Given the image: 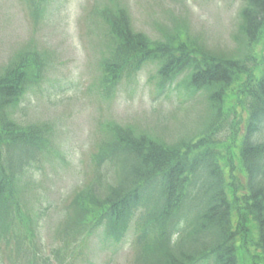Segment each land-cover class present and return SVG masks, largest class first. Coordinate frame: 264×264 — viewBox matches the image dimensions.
I'll use <instances>...</instances> for the list:
<instances>
[{
	"label": "trees",
	"instance_id": "obj_1",
	"mask_svg": "<svg viewBox=\"0 0 264 264\" xmlns=\"http://www.w3.org/2000/svg\"><path fill=\"white\" fill-rule=\"evenodd\" d=\"M25 1L41 17L45 0ZM111 9L101 14L114 45L99 61L105 97L120 78L152 63L159 89L185 74L189 91H206L211 120L191 140L170 145L107 125L91 157V179L66 203L59 243L47 253L36 241L48 209L41 219L35 213V222L19 199L48 152L47 127L21 126L10 116L41 82L45 65L36 51L21 52L0 72V264H67L75 242L96 229L118 243L130 228L132 264H243L246 254L248 264H264V45L253 53L264 38V0H244L239 13L244 58L209 53L182 34L150 42L130 30L124 7ZM228 123L226 144L216 137ZM107 169L112 184L101 188ZM235 172L243 175L239 186Z\"/></svg>",
	"mask_w": 264,
	"mask_h": 264
},
{
	"label": "rangeland",
	"instance_id": "obj_2",
	"mask_svg": "<svg viewBox=\"0 0 264 264\" xmlns=\"http://www.w3.org/2000/svg\"><path fill=\"white\" fill-rule=\"evenodd\" d=\"M243 2L45 0L41 17H36L25 0H0V72L21 52L36 51L45 65L41 82L27 91L10 116L21 126L47 127L48 152L33 179L26 177L19 190L21 204L30 208L35 222L38 211L40 219L46 216L40 221L41 239L36 244L44 246L47 253L59 243L55 234L64 219L66 201L92 175L91 157L105 138L107 125L128 126L135 135L170 145L191 140L211 120L213 108L206 91H189L185 74L172 86L159 89L157 65L152 63L120 78L111 97H105L99 61L114 45L101 17L104 10L124 7L130 30L144 34L150 42H165L172 35L182 34L209 53L244 58L248 50L238 34ZM263 45L264 38L253 53L260 54ZM252 65L248 63V67ZM224 131L216 139L228 144L230 129ZM234 163L237 168L239 163ZM234 174L236 185L243 184V175ZM103 176L101 188L112 184V171L107 169ZM44 208L48 210L43 216ZM101 233L96 229L84 242H75L77 247L67 264H132L133 229L118 243L105 242ZM248 250L258 253L254 247ZM247 259V254L243 255L242 263L248 264Z\"/></svg>",
	"mask_w": 264,
	"mask_h": 264
}]
</instances>
